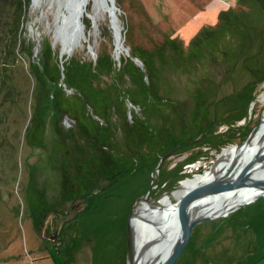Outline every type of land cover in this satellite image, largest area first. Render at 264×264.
<instances>
[{
	"label": "rangeland",
	"instance_id": "rangeland-1",
	"mask_svg": "<svg viewBox=\"0 0 264 264\" xmlns=\"http://www.w3.org/2000/svg\"><path fill=\"white\" fill-rule=\"evenodd\" d=\"M218 1L115 0L120 47L109 13L94 23L89 3L70 52L55 36L58 1L28 6L33 29L24 21L17 62L0 81V264L12 251L39 253L40 236L59 253L65 220L79 223L78 255L89 264H127L134 205L174 201L183 180L260 123L264 0L213 8ZM257 245L264 250V195L198 222L172 264H252Z\"/></svg>",
	"mask_w": 264,
	"mask_h": 264
},
{
	"label": "water",
	"instance_id": "water-1",
	"mask_svg": "<svg viewBox=\"0 0 264 264\" xmlns=\"http://www.w3.org/2000/svg\"><path fill=\"white\" fill-rule=\"evenodd\" d=\"M57 1H58V13L55 19V36L57 39L61 41L62 46L64 45L69 46L68 52H70L74 48V45L78 43L80 38L84 37V23L82 16L85 11L86 1H80V0H57ZM99 1L102 4V7L105 10H108V13L110 15V21L117 39V36H120L121 27L118 22V15L116 10V8L118 9V7L115 4V0H99ZM32 3L33 0H30L29 5H32ZM25 21L26 24H29L30 28L33 29V24L29 22L27 17ZM39 31L40 30L38 28H34L33 31L35 37V45L33 48L34 55H37L41 46ZM88 48L89 50L94 52L91 44L88 45ZM65 118L69 120L67 116H65ZM64 124L65 127L63 128V132L67 141L69 142V135L67 128L68 125L66 123ZM259 126L260 123L251 130V132L244 141L236 145L238 147H241L246 142L251 141L253 137L256 135ZM173 151L174 150H171L169 153ZM263 153H264V141L252 153L251 157L247 161V164H245V166H243V168L239 170L237 175L229 176L230 173L232 172V169L226 170L223 176H221V178L200 185H195L175 196L173 202L175 206L174 218L181 229L180 237L177 240V243L174 245V247L167 254L160 257V259H158L156 264L174 263L175 260L178 258V256L183 252L191 236V232L194 226L198 222L206 219L227 215L235 208L245 205L251 201H254L259 196L264 195V178L262 179L255 177L252 178V176L249 174L252 163L256 161L258 158H261ZM248 179L254 181L253 184H248L247 183ZM248 185L257 188L255 195L250 199L233 202L231 204L225 205L224 208H222L216 213H210L204 216H199L197 218H191L188 215L191 206L195 205L196 203L205 201L207 197L221 194L228 190L235 189L238 187L248 186ZM148 199L150 198L148 197ZM135 206L136 204L134 205L128 217V224H127V264H138L141 261H147L148 260L147 256L150 251L149 249L153 244V242H145V243L143 242L140 244L139 237L136 233V229L133 224ZM161 250L163 251V249Z\"/></svg>",
	"mask_w": 264,
	"mask_h": 264
},
{
	"label": "bare ground",
	"instance_id": "bare-ground-1",
	"mask_svg": "<svg viewBox=\"0 0 264 264\" xmlns=\"http://www.w3.org/2000/svg\"><path fill=\"white\" fill-rule=\"evenodd\" d=\"M80 1H86L85 11L87 9V5L89 3H92V11L90 13V16L91 18H93L95 23L101 12H108V10H105L102 7V4L99 0ZM120 38L121 31L120 36H117V42L120 41ZM119 43L120 42H118L117 44L120 47ZM63 49H65L64 46ZM263 141L264 115L260 121L259 129L251 141L246 142L241 147L233 145L229 148H226L220 154L218 160L215 162L211 169L206 170L204 173L196 174L192 178L183 180L181 183V187L177 190H174L172 192V195L176 196L195 185H200L219 179L221 178V176H223L225 171L229 169H232V172L229 176L237 175L239 170H241L243 166L247 164V161L251 157L252 153ZM249 174L252 176V178H264V153L262 154L261 158H258L252 163ZM253 182L254 181H252L251 179L247 180L248 184H253ZM256 191L257 188L248 185L207 197L205 201L196 203L195 205L191 206L188 215L191 218H197L199 216H204L210 213H216L224 208L225 205L245 199H250L255 195ZM147 201L146 199H144L142 203H139V205L136 206L133 224L139 237L140 244L143 242H153V244L149 249L150 251L148 253V256L146 254L148 260L141 261L138 264H156L160 257L167 254L174 247L181 233L180 226L174 218L175 206L173 204L174 201L172 200L171 195H164L156 204H151L152 199H148ZM161 249H163V251Z\"/></svg>",
	"mask_w": 264,
	"mask_h": 264
},
{
	"label": "crops",
	"instance_id": "crops-1",
	"mask_svg": "<svg viewBox=\"0 0 264 264\" xmlns=\"http://www.w3.org/2000/svg\"><path fill=\"white\" fill-rule=\"evenodd\" d=\"M220 4H222V1L219 0L212 7L215 8V6H220ZM213 8L210 7L208 11ZM206 10L207 8L203 9L202 12ZM77 219L78 218L74 220L76 221ZM64 222L65 221L59 224L58 239H57V242L55 243V245L59 247L58 255H60L59 256L60 259L64 261L66 264H82V263L89 264L86 258H84L82 255H78L79 247H77V238H78L79 223H76V222L66 223L62 227L61 225ZM40 241H41V244H39L38 246H35L36 247L35 250L39 249L40 251L39 253L28 255V254H23L22 252L19 253L18 251H12L8 253L6 256L2 257L1 261H3L6 264H37L40 261L44 260L41 264H57L54 261V259L50 256V251L52 248L49 245L44 244L41 236H40ZM71 243L76 245V248L71 249L70 247ZM22 251L24 253L26 252V250L24 249ZM251 254H256V258L253 260L252 264H264L263 248L257 245L256 248L251 250Z\"/></svg>",
	"mask_w": 264,
	"mask_h": 264
},
{
	"label": "trees",
	"instance_id": "trees-1",
	"mask_svg": "<svg viewBox=\"0 0 264 264\" xmlns=\"http://www.w3.org/2000/svg\"><path fill=\"white\" fill-rule=\"evenodd\" d=\"M30 0H0V70L1 83H7V65H14L18 59V45ZM20 47V45H19ZM21 49V47H20ZM8 77V76H7ZM57 264H65L58 253L50 251Z\"/></svg>",
	"mask_w": 264,
	"mask_h": 264
},
{
	"label": "flooded vegetation",
	"instance_id": "flooded-vegetation-1",
	"mask_svg": "<svg viewBox=\"0 0 264 264\" xmlns=\"http://www.w3.org/2000/svg\"><path fill=\"white\" fill-rule=\"evenodd\" d=\"M69 133V132H68ZM69 139H70V136H69ZM69 148H71L72 149V147H71V142H70V140H69ZM72 153V152H71ZM82 154H84V152L83 153H81V152H77L75 155L76 156H79V159L81 160V161H85V159H84V157H83V155ZM70 156V155H69ZM71 160V159H70ZM99 165H101V164H98L97 163V165H96V162L95 161H93V162H90L89 163V166L92 168V169H94V171H98V173L97 172H95L93 175H96V179L97 180H100V181H105V179H104V172L103 171H101L100 169H99ZM73 171V170H72ZM78 174V173H77ZM75 175H76V173H75ZM78 175H76V177H77ZM80 195H82V193L80 192V194H76L75 196H73V199H76L78 196H80ZM146 196H149V195H146ZM144 200H142L140 203H142ZM151 204H154V203H151ZM139 205V204H138ZM75 206L74 205H72V209L74 208ZM77 213H79V212H77ZM77 213H74V214H77ZM83 213V212H82ZM82 213H80L79 215H78V217L79 216H81V214ZM73 214V215H74ZM61 216L59 215V218H60ZM68 220V219H67ZM74 220V219H73ZM66 221V220H65ZM51 251H54V249H51ZM57 252V251H56ZM59 256V255H58ZM60 258V257H59ZM242 259H240L238 262H237V264H241L242 263ZM64 262V261H63ZM66 264V263H65Z\"/></svg>",
	"mask_w": 264,
	"mask_h": 264
}]
</instances>
